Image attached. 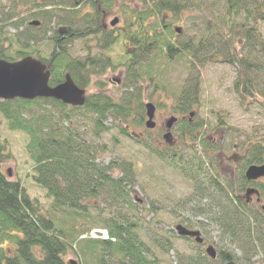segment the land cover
Returning <instances> with one entry per match:
<instances>
[{"label": "trees", "instance_id": "16d2710c", "mask_svg": "<svg viewBox=\"0 0 264 264\" xmlns=\"http://www.w3.org/2000/svg\"><path fill=\"white\" fill-rule=\"evenodd\" d=\"M81 1L77 4L73 0L55 1L52 10L41 9L33 14L41 20L54 19L53 27L40 21L39 26L27 24L20 30V24L11 23L12 16L0 20V24L10 22L15 29L11 33L0 26V58L14 61L37 53L35 46L44 48L49 44L48 57H39L49 64V85L63 82L68 74L82 88L91 76L101 75L105 68L122 66L129 90L117 98L102 92L87 95L82 106L67 105L53 98L0 100V114L10 130L27 135L25 149L33 162L30 178L51 200V210L76 218L88 217L85 203L89 199H102L111 207V217L103 222L109 238H91L90 228L81 238L84 246L80 251L90 259L84 264H162L140 236L145 215L143 207L130 194L136 184L132 164L101 163L97 158L99 150L87 133H81V127L90 118V134L96 136L106 130L104 122L113 114L124 121L135 115V125L143 123V96H146L143 76H147L145 82L153 79L146 67L151 69L152 62L158 59L154 52L163 55L166 61L176 55L173 54L177 47L172 42L176 35L172 20L188 6L186 1L179 0H90L91 11L84 12ZM190 3L196 10L197 25L203 29L202 36L196 44L190 41L180 44V51L198 58L199 64L220 56L236 71L232 85L240 103L260 96V108L264 112L261 76L264 41L257 27L264 20V0H190ZM117 6L123 23L120 38L131 43L134 51L124 55L123 62L115 64L102 62L100 54L72 57L69 47L75 38L93 36V45L100 52L116 43L117 36L113 30L103 28L102 20ZM59 26L65 32L61 33ZM226 33L230 34L228 38ZM232 37L236 38L235 43L239 39L244 43L243 54L236 50ZM174 97V114L182 116L193 111L200 98V76H187ZM177 123L183 140L192 141L199 136L202 151H220V145L208 144L202 136L203 122L191 123L180 118ZM250 145L234 183L221 171L218 162L207 163L200 156H185L183 151L176 152L167 146L158 153L167 166L178 169L190 180L197 200L206 203L205 214H210L223 239L236 245L232 250L218 251L213 259L205 253H196L177 264H249L256 253L261 254L264 262V210L246 203L241 196L248 186L258 188L260 193L264 191L261 181H247L244 176L246 167L264 162V136ZM10 158L9 149L0 137V264H72L63 258L72 246L63 230L42 212L19 180H9V174L3 172L2 164ZM111 170H118L120 175L113 176ZM147 236L161 251L171 248L168 240L158 239L155 233ZM4 244L9 247L4 248Z\"/></svg>", "mask_w": 264, "mask_h": 264}, {"label": "rangeland", "instance_id": "374dc122", "mask_svg": "<svg viewBox=\"0 0 264 264\" xmlns=\"http://www.w3.org/2000/svg\"><path fill=\"white\" fill-rule=\"evenodd\" d=\"M55 1L58 0H0V20L10 15L12 16L11 23L20 24V30L33 19L44 21L46 25L53 27L54 19L49 21L47 17H44L41 20L34 17L33 14L41 9L52 10V4L56 3ZM179 1H186L185 5L188 7L176 19L172 20L173 26L180 27V32L172 40L177 47V50L173 52L176 55L166 61L163 55H156V52L153 51V55L158 59L152 62L151 69L146 67L153 79L151 82H145L147 76H143L142 87L146 93V96H143V101L155 105L153 121L156 126L147 129L144 125L145 115L143 123L135 125V115L124 121L113 114L104 122L106 130L96 136L90 134L92 122L89 117V120H85L86 126L82 125L81 127V133H87L90 142L99 150L97 158L101 163L108 165L113 161L116 162L115 164L122 162L132 164L136 184L131 187L130 194L135 202L143 207L145 215L143 225L145 230L140 232V236L146 244L151 246L153 254L161 260L162 264H177L180 260L196 253H205L206 244L212 245L216 252L232 250L236 245L229 244L224 240L217 226L211 222L210 214H205L206 203L197 200L190 180L178 169L167 166L166 162L157 156L158 153L167 146L176 152L183 151L185 156L192 154L200 156L202 159H206L207 163L218 162L221 171L227 173L231 182L234 183L238 176V169H242V162L248 149L251 148L250 144L264 136V112L260 108L261 98L260 96H257L256 99L247 98L245 102L240 103L232 85L236 76L235 69L222 61L220 56L206 59L203 64H199L198 58L184 54L178 48V46L181 47L180 44L187 41L196 44L202 36L203 30L197 25L196 10L191 8L190 0ZM129 4L137 5L135 2H129ZM81 8L84 12L91 11L89 1L83 2ZM118 10L117 6L108 12L102 20L104 28L107 31L113 30V35L118 38L112 47L100 52L93 45L95 38L85 35L72 40L71 47H69L71 56L83 58L100 54L104 59L102 62L109 64L123 62L124 55L129 54L133 49L131 43L120 38V27L123 23ZM114 16H118L120 21L116 26L111 27L109 22ZM11 23H1L0 26L13 33L15 29ZM257 27L264 41V20ZM62 28V26L58 27L60 30ZM47 35H50V31L47 32ZM229 36L230 34H225V38ZM232 39L235 43L236 38L232 37ZM235 46L238 53L243 54L244 43L240 39L238 43H235ZM35 47H38L39 51L26 56L47 58V55L50 54L49 44L44 45V48L43 45ZM6 51L12 54L10 50L6 49ZM189 65L190 70L188 69ZM124 72L125 68L122 66L108 67L101 75L91 76L90 81L82 86L85 97L102 92L117 98L122 93H126L129 88L125 86ZM194 75L200 76V98L193 109L194 114L191 116L188 113L182 116L174 114L176 109L174 96L178 93V89L186 77ZM261 76L264 81V74ZM171 116L188 119L191 123L203 122L202 136L206 138L208 144L220 145V151H202L198 144L199 136L196 140L189 141L186 138L183 140L180 136L178 123L171 129L173 145L168 146L163 141L162 135L165 121ZM0 137L11 154V158L2 164L3 172L7 176L8 173L10 174L9 180H19L23 184L30 198L36 200L45 215L56 221L67 240L71 242L72 246L64 254V260L72 261L74 264H84L85 261H90L88 256L80 251L84 246V241L81 238L88 228L90 230L106 229L103 222L111 217V207L102 199H89L85 203L88 208V217L76 218L51 210V200L46 197L43 189L37 187L30 178L33 173V162L25 149L28 141L27 135L20 131L10 130L6 120L0 114ZM110 173L113 176L120 175L118 170H111ZM261 181L264 184V180ZM242 195L244 197V191L241 193ZM260 198V202H256V196H250L249 203L260 207L261 204L264 205V191ZM178 224L198 230L204 243L197 244L192 238L178 235L175 229ZM148 233H155L158 239L168 240L171 243V248L165 252L161 251L151 243L147 236ZM8 247L9 244H4V248ZM263 263L261 254L256 253L251 257L249 264Z\"/></svg>", "mask_w": 264, "mask_h": 264}, {"label": "water", "instance_id": "95a60500", "mask_svg": "<svg viewBox=\"0 0 264 264\" xmlns=\"http://www.w3.org/2000/svg\"><path fill=\"white\" fill-rule=\"evenodd\" d=\"M118 21V17H114L110 24L114 26ZM30 24L38 25L39 22L34 20ZM175 30L178 31L179 29L175 28ZM49 78L50 73L46 66L33 57L25 56L13 62L0 58V100L53 98L71 106H82L84 104V90L75 84L70 75L66 74L64 81L55 86L49 85ZM144 107L147 117L144 124L146 128L151 129L155 126L153 121L155 106L148 102L145 103ZM192 114L193 112L189 113V115ZM176 121L177 118L174 116L165 121L166 131L163 133L162 138L169 145L173 144L171 128ZM244 176L248 181L264 178V163L249 165L244 172ZM252 195L256 196V202L260 201L258 190L254 187H247L244 194L247 202ZM175 229L180 236L193 238L198 244L203 242L198 230H190L180 224L176 225ZM96 233L99 235V232ZM205 251L208 256L215 258L216 251L212 245L207 246Z\"/></svg>", "mask_w": 264, "mask_h": 264}, {"label": "flooded vegetation", "instance_id": "af4514ba", "mask_svg": "<svg viewBox=\"0 0 264 264\" xmlns=\"http://www.w3.org/2000/svg\"><path fill=\"white\" fill-rule=\"evenodd\" d=\"M42 1H45V0H42ZM59 1V0H58ZM78 1H80V0H73V3L74 4H77L78 3ZM86 0H82L81 1V4H80V7L83 5V2H85ZM87 1H89V4H90V0H87ZM30 26H34V27H36V26H39V25H30ZM114 26H116V25H114ZM114 26H112L111 25V27H114ZM103 28H104V26H103ZM105 29V28H104ZM106 30V29H105ZM60 32L61 33H63V32H65V28H62L61 30H60ZM23 57H25V56H23ZM23 57H21V58H23ZM21 58H19V59H21ZM19 59H17V60H19ZM35 59H37V60H39V61H41L45 66H46V69L49 71V73H50V70H49V64L48 63H46V62H44L43 60H41V59H39V58H35ZM17 60H14V61H17ZM10 62H13V61H10ZM144 110H145V108H144ZM155 126H156V123H155ZM154 126V127H155ZM153 127V128H154ZM152 129V128H151ZM165 130V129H164ZM209 244H206V246H208ZM205 246V247H206ZM205 247H204V249H205Z\"/></svg>", "mask_w": 264, "mask_h": 264}, {"label": "bare ground", "instance_id": "6f19581e", "mask_svg": "<svg viewBox=\"0 0 264 264\" xmlns=\"http://www.w3.org/2000/svg\"><path fill=\"white\" fill-rule=\"evenodd\" d=\"M90 233H89V236L91 237V238H94V236L91 234V231H89Z\"/></svg>", "mask_w": 264, "mask_h": 264}, {"label": "built area", "instance_id": "2783aa9c", "mask_svg": "<svg viewBox=\"0 0 264 264\" xmlns=\"http://www.w3.org/2000/svg\"><path fill=\"white\" fill-rule=\"evenodd\" d=\"M93 234V233H92ZM104 236H105V234H104Z\"/></svg>", "mask_w": 264, "mask_h": 264}]
</instances>
